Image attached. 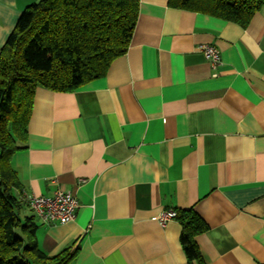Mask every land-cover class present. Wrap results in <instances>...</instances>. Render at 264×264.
I'll return each instance as SVG.
<instances>
[{
	"label": "crops",
	"instance_id": "crops-1",
	"mask_svg": "<svg viewBox=\"0 0 264 264\" xmlns=\"http://www.w3.org/2000/svg\"><path fill=\"white\" fill-rule=\"evenodd\" d=\"M36 1L0 0V48ZM11 164L28 193L76 197L74 220L36 217L46 254L80 239L69 264H188L180 224L158 216L190 207L208 225L195 237L205 264L264 263V6L243 27L139 0L128 48L103 77L35 88Z\"/></svg>",
	"mask_w": 264,
	"mask_h": 264
},
{
	"label": "trees",
	"instance_id": "trees-1",
	"mask_svg": "<svg viewBox=\"0 0 264 264\" xmlns=\"http://www.w3.org/2000/svg\"><path fill=\"white\" fill-rule=\"evenodd\" d=\"M168 5L245 27L264 0H168ZM138 10L139 0H38L23 9L0 48V264H69L78 254L80 239L54 255L38 246L36 216L23 214L28 205L11 158L25 147L35 88L69 92L103 77L126 52ZM174 211L188 264H205L195 237L207 223L191 207Z\"/></svg>",
	"mask_w": 264,
	"mask_h": 264
},
{
	"label": "built area",
	"instance_id": "built-area-1",
	"mask_svg": "<svg viewBox=\"0 0 264 264\" xmlns=\"http://www.w3.org/2000/svg\"><path fill=\"white\" fill-rule=\"evenodd\" d=\"M198 49L204 54L212 67L221 62L220 51L216 46L201 44ZM22 199L42 222L47 224H64L76 217L78 201L69 190L57 189L53 195H36L20 190ZM176 212L168 209L158 216L159 225L163 226L168 220L175 219Z\"/></svg>",
	"mask_w": 264,
	"mask_h": 264
}]
</instances>
